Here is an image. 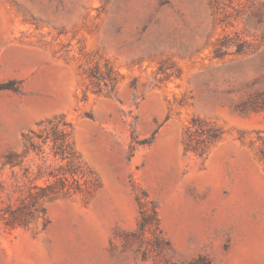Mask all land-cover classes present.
<instances>
[{
	"label": "rangeland",
	"instance_id": "374dc122",
	"mask_svg": "<svg viewBox=\"0 0 264 264\" xmlns=\"http://www.w3.org/2000/svg\"><path fill=\"white\" fill-rule=\"evenodd\" d=\"M0 97V264H264V0H0Z\"/></svg>",
	"mask_w": 264,
	"mask_h": 264
},
{
	"label": "water",
	"instance_id": "95a60500",
	"mask_svg": "<svg viewBox=\"0 0 264 264\" xmlns=\"http://www.w3.org/2000/svg\"><path fill=\"white\" fill-rule=\"evenodd\" d=\"M9 50H16V51H20V52H23L24 53V51L22 49L17 48V47H10ZM0 98L6 99V97H0Z\"/></svg>",
	"mask_w": 264,
	"mask_h": 264
},
{
	"label": "bare ground",
	"instance_id": "6f19581e",
	"mask_svg": "<svg viewBox=\"0 0 264 264\" xmlns=\"http://www.w3.org/2000/svg\"><path fill=\"white\" fill-rule=\"evenodd\" d=\"M7 51H11V50L8 49ZM13 51H16V50H13ZM17 52H20V51H17ZM20 53H23V52H20ZM23 54H25V53H23ZM25 55H27V56H35V55H33V54H32V55L25 54Z\"/></svg>",
	"mask_w": 264,
	"mask_h": 264
},
{
	"label": "trees",
	"instance_id": "16d2710c",
	"mask_svg": "<svg viewBox=\"0 0 264 264\" xmlns=\"http://www.w3.org/2000/svg\"><path fill=\"white\" fill-rule=\"evenodd\" d=\"M4 88H8L9 89V88H12V87H9V85H5Z\"/></svg>",
	"mask_w": 264,
	"mask_h": 264
}]
</instances>
